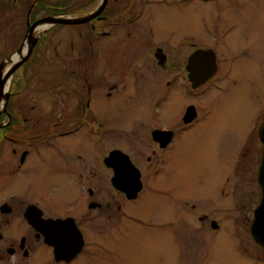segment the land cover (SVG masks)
<instances>
[{
  "label": "flooded vegetation",
  "instance_id": "obj_1",
  "mask_svg": "<svg viewBox=\"0 0 264 264\" xmlns=\"http://www.w3.org/2000/svg\"><path fill=\"white\" fill-rule=\"evenodd\" d=\"M38 1L0 0V31L8 13L16 17L14 27L24 24L27 38L29 27L44 18L39 17L44 4ZM63 1V7L51 9L66 11L49 16L90 10L88 16L102 3L95 0L93 8L90 0ZM233 1L227 7L224 0H107L90 21L55 25L40 35L70 27L65 56L47 57V42L39 47L40 36L36 38L30 55L12 74L7 103L0 109V264H118L117 253L132 246L131 235L161 234L168 226L172 235H179L182 231L173 232V224L183 219L206 223L209 233L201 235L198 264H213L207 256L221 221L214 208L206 212L208 202L199 206L194 201L192 189L184 193L179 179L189 155L184 153L192 151L194 172L201 166L198 143L209 159L224 153L233 133L226 121L230 90L242 78L252 80L263 72L264 33L257 38L256 7ZM258 4L261 12L256 13L264 17V0ZM245 5L240 25L241 12L235 9ZM200 7L217 11L212 26L203 20L204 37L171 23L182 10L191 14L193 27ZM226 8L231 11L223 15ZM230 14L235 20L227 25ZM74 31L76 46L68 44ZM233 34L232 49L227 38ZM250 63H256L253 75L245 77L249 73L243 75L240 68ZM247 88V83L240 88L235 102L241 103ZM126 106L137 123L130 131L121 129L128 124ZM142 116L146 119H137ZM138 128L144 131L138 133ZM238 131L234 159L230 164L229 152L225 172L235 174L239 167L251 172L257 190L253 222L264 200V107ZM107 139L115 146L104 155ZM123 142L134 150L119 145ZM114 151L132 167L120 160L108 167L104 160ZM228 180L222 181L223 195ZM230 236L247 264H264V235L254 237L249 231Z\"/></svg>",
  "mask_w": 264,
  "mask_h": 264
},
{
  "label": "rangeland",
  "instance_id": "obj_2",
  "mask_svg": "<svg viewBox=\"0 0 264 264\" xmlns=\"http://www.w3.org/2000/svg\"><path fill=\"white\" fill-rule=\"evenodd\" d=\"M223 3L227 7L234 5L233 0H224ZM260 0H246L248 8H254L252 12H254L253 17L257 19V22L254 24L256 26V36L259 39V36L263 35L264 33V17L262 14L257 15V11L261 12L260 5L258 4ZM262 1V0H261ZM223 2V0H221ZM256 3V5H255ZM88 5V7H91ZM93 8L95 5L92 6ZM163 7V6H162ZM211 7V6H210ZM241 7V4H240ZM246 5L242 8H236L235 10L241 12V17L238 19L240 25H242L243 18H244V11L247 9ZM264 8V6H261ZM184 9V8H181ZM198 19L194 26H191V14H183L184 11L180 10L181 12L176 16L177 19H173L171 21L173 26H178V29H181L182 32H189L194 33L195 36L198 38H202L205 36L204 29L202 25L204 24L203 20L206 19L207 26H212L214 23V19L217 17L215 12H211L206 8H198ZM228 10L223 15H226L230 10V8H226ZM88 12H91L90 10ZM85 13L79 14H70L67 15L72 18H79L86 16ZM5 18H7L6 24L3 25L0 31V64L5 62L6 59H9L21 45V37L23 41H25V31L23 29L24 24H18L14 27L16 17L10 16L6 13ZM2 17V16H1ZM0 17V18H1ZM225 17V16H224ZM234 19V15L230 14L227 17V25L232 22ZM254 19V20H255ZM235 20V19H234ZM17 21V20H16ZM1 23V20H0ZM203 23V24H202ZM216 24V23H215ZM164 25L169 26L168 19H164ZM10 26V27H9ZM9 27V28H8ZM70 27H56L52 32L46 34L45 39L47 40V47L45 55L47 57H56V56H65L67 54V47L66 39L67 33L70 31ZM22 31V34L20 33ZM73 33V38L69 41V45H77V41L79 38H76L75 31ZM249 33V32H248ZM21 34V35H20ZM237 35V31L235 33ZM43 36V34L41 35ZM39 37V43H41L42 37ZM236 37V36H235ZM240 37V34H238ZM241 39V38H240ZM230 41L229 45L233 49L234 41V34L227 38ZM22 41V43H23ZM256 41V39H255ZM260 44L262 45L263 40H259ZM45 42V43H46ZM44 43V44H45ZM36 46V45H35ZM38 47V45H37ZM35 48L34 55L39 50L41 45L39 44L38 48ZM262 47V46H261ZM257 48V46H256ZM17 49V50H16ZM14 51V52H13ZM13 52L12 54H10ZM10 54V55H9ZM254 54V53H253ZM9 55V56H8ZM253 58L255 56L253 55ZM251 59V58H250ZM258 59V58H256ZM255 59V60H256ZM261 64L260 74L257 77H253L254 79L251 80L249 78L246 80H240L236 87L230 90L229 101H231V105L229 107V113L227 115L226 121L227 125L230 126V130L233 132L230 135V142L224 148V153H219L218 156H210V159L206 157L208 152H204L202 149V145L198 143V148L196 150L197 153V164H200V167H197L196 172H194L195 166L192 165V154L188 156H184L183 162L181 163V178L179 182L182 181V189L184 193H187L188 190L191 196L193 195L194 201L199 203V206L205 205L208 202L209 207L206 206V212H212L211 209L214 208L215 218L221 221V231L220 235L216 236L215 240L210 244L211 250V257L208 255V260L211 259L213 264H247L245 260V256L241 253H238L236 250L237 245L234 240L231 239L230 235L240 234V235H248L250 231V226L253 219V210L254 204L256 201V194L257 190L253 185V176L251 172L247 170L246 172L244 169L238 168L237 172L234 174L232 171L226 173L225 172V165L226 159L230 152V164L233 162V153L236 150L238 142L235 144L233 137L239 132L238 129H241V126L245 124L246 118L250 117V115L264 107V63ZM256 66V63H250L249 65H242L240 70L242 74L249 73L247 76H251L253 67ZM52 71V68H42L40 71ZM62 70V69H61ZM157 77V75H156ZM154 85H157V79L153 76ZM247 83V94L242 98L241 103L235 102V97L239 93L240 88H244ZM254 81H257L254 84ZM20 82L21 84L24 83L23 77L20 75ZM20 90V88H19ZM18 90V92H19ZM137 97V95H136ZM15 97V102H16ZM247 108H245V106ZM128 107L126 106V119L128 120V124H124L121 126V129L130 131L131 126L133 129L137 127V123H132V121H136V117L133 115L132 110L128 111ZM242 113V114H241ZM244 114V115H243ZM138 120L146 119L145 116L137 117ZM143 129V128H142ZM138 128L136 131L138 133H142L144 130ZM243 129V127H242ZM237 130V131H235ZM237 132V133H236ZM240 135V133H238ZM236 135L234 139L237 140L239 135ZM237 137V138H236ZM123 140L121 139V142ZM89 145V144H88ZM119 145L124 146L125 149L128 148L130 150H134L130 143H119ZM90 146V145H89ZM115 144L109 142V139L104 140L102 143V152L107 153V151L114 147ZM243 149V148H242ZM247 153V150H246ZM238 164V162H237ZM231 166V165H230ZM226 173V174H225ZM228 175V176H227ZM229 177V180L225 182L227 185L225 187V193L222 194L223 187L222 181ZM209 193L210 195H208ZM212 198L211 201H206ZM186 198H184L185 200ZM206 201V202H205ZM186 207V208H185ZM184 210H188V206L185 205ZM202 208V207H201ZM198 213V211H196ZM169 214V213H168ZM167 215V214H166ZM159 217V212L156 215ZM193 220L183 219L182 223H176L173 227V232L182 231L179 235H172L170 227H166L165 231L161 234L158 233H146V235H131L133 238L132 246L128 247L125 254L122 252L117 253V263L118 264H198L199 263V253L202 249L200 245L201 235H207L209 233V228L206 227V223L203 224H196V222H192ZM189 222V223H188ZM192 222V223H191ZM109 222H105L103 227L104 231L109 230L110 228L106 229L109 225ZM115 226V225H114ZM208 228V229H207ZM184 232V233H183ZM194 238V239H193ZM233 238V237H232ZM191 239V243H190ZM229 239L232 243L229 244ZM199 243V246L197 245ZM229 245L231 247L229 248ZM250 247V246H249ZM232 248V249H231ZM116 257V255H115ZM208 260L205 262L207 263ZM252 264V263H251Z\"/></svg>",
  "mask_w": 264,
  "mask_h": 264
},
{
  "label": "water",
  "instance_id": "obj_3",
  "mask_svg": "<svg viewBox=\"0 0 264 264\" xmlns=\"http://www.w3.org/2000/svg\"><path fill=\"white\" fill-rule=\"evenodd\" d=\"M106 1L107 0H102V3L99 6V8L97 9V11H95L94 13H92L91 15H88V16H83V17H79V18H59V19H57L55 17H61V15L48 16V17H44V18L38 20L37 22L33 23L28 29L27 37L30 39L31 43H30V46H29L26 54L17 63H15L13 65V67H11L4 74H2V64L4 62L0 64V99L3 96V91H4V86H5L6 81L12 76V74L22 65V63L25 61V59L30 55L32 47L34 46V44L37 41L36 38L30 37L31 29L36 24H38L40 22H48L50 24V27L55 26V25H80V24H84V23L90 21L91 19H93L97 14H99L101 9L105 6ZM20 50H21V48L18 51H20ZM8 97H9V95L6 93L4 104L7 103ZM117 160H120L123 166L127 165L128 167L129 166L132 167V165L130 164V162L126 158V156L121 154L120 152H117V151L112 152L108 157H106L104 162L108 167H114L113 162H115ZM250 232L254 237H255V235H264V200H263V203L261 204V206L255 210L254 220L251 224Z\"/></svg>",
  "mask_w": 264,
  "mask_h": 264
},
{
  "label": "bare ground",
  "instance_id": "obj_4",
  "mask_svg": "<svg viewBox=\"0 0 264 264\" xmlns=\"http://www.w3.org/2000/svg\"><path fill=\"white\" fill-rule=\"evenodd\" d=\"M57 19L59 18H71L69 16H61V17H55ZM50 27V24L48 22H40L36 24L30 32V37L31 38H37L40 35H42L48 28ZM30 39L27 37L21 47V50L13 54L9 59H7L3 64H2V74L6 73L15 63H17L26 53L30 46ZM12 77H10L4 86V91H3V96L0 99V109L4 105L5 102V94L8 92L10 85H11Z\"/></svg>",
  "mask_w": 264,
  "mask_h": 264
},
{
  "label": "trees",
  "instance_id": "obj_5",
  "mask_svg": "<svg viewBox=\"0 0 264 264\" xmlns=\"http://www.w3.org/2000/svg\"><path fill=\"white\" fill-rule=\"evenodd\" d=\"M54 1H56L57 3L54 4ZM38 2L44 4L43 10H45V13L43 15H40L39 17H43V16L45 17V16L57 14V12L63 13V11H66V10H63V9H60V10H52L51 9V6H53V7H56V6L57 7H59V6L63 7L64 4L66 3V1H63V0H39ZM93 2H95V0L88 1V5H90ZM46 41L47 40L45 39V37H43L41 39V43H39V44L42 46Z\"/></svg>",
  "mask_w": 264,
  "mask_h": 264
}]
</instances>
